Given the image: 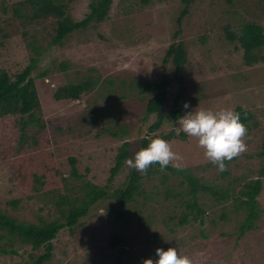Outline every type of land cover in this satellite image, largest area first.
Here are the masks:
<instances>
[{"label": "rangeland", "instance_id": "rangeland-1", "mask_svg": "<svg viewBox=\"0 0 264 264\" xmlns=\"http://www.w3.org/2000/svg\"><path fill=\"white\" fill-rule=\"evenodd\" d=\"M89 2L75 0L72 3L76 19L87 15ZM29 5L28 0H0V42L4 39V32L9 34L4 44L0 43V68L12 72L24 69L33 51L28 42L33 35L41 41L47 34L44 25H24L25 20L14 15L16 8L27 11ZM181 7L182 0H152L149 4L141 0H114L109 17L98 27L78 31L66 40L64 46L49 48L41 54L34 76L62 59L70 60L72 68L67 73L56 74V79H37L43 115L49 120L45 133L49 140L40 138L41 145L36 148H18L20 132L16 117L0 118V208L19 221L39 222L41 216L47 220L57 216L51 197L54 196L53 190L62 189V185L55 187L49 183L39 191L29 182L22 183L20 158L24 155L46 149V153H52L54 158L45 166L56 164L65 173L72 170L70 158L74 156L80 171H88L103 185L108 184L124 141H129L133 157L143 147L144 138L166 135L171 131H175L176 137L169 143L182 157L180 168L189 169L206 183L230 186L234 191L231 201L218 203L210 193L201 195L200 203L207 211L203 215L204 221L192 220L190 224L175 227L174 232L173 222L167 224L162 219V208L157 209L164 207L162 202L165 201L158 202L160 197H155L149 202L152 209L156 208L152 223L148 222L146 213L132 206L130 221L126 230L120 233L125 239L124 244L112 247V217L107 209L112 198H107L92 207L90 216L81 220L84 224L75 234L68 229L59 234L55 240L54 257L45 264H119L116 251L122 248L125 249L120 258L124 264H143L144 259H155L157 248L168 247H176L178 254L189 256L193 264H264V210L256 221L257 230L240 235L246 211H238L234 202L235 192L238 195L242 189L244 177L256 179L264 167V157L259 154L264 138V62L247 66L243 49L236 48L238 42L227 39L224 31L227 23H232L235 31L248 21L264 25V0H233L232 3L196 0L190 14L179 25L177 17ZM23 30L30 33L27 38ZM173 42H183L188 53L185 86L187 102L192 107L235 111L241 106L251 110L257 118L256 126L247 130L243 138L246 150L226 160L223 171L205 156L196 138L177 132L178 125H174L177 120L167 119L160 129L152 132L149 127L157 121V115L146 117L151 94L146 93L143 100L140 91L130 84L135 80L160 81L167 75L171 78L169 93L172 102L181 85L172 76L174 65L163 59ZM92 66H96L102 81L115 80L113 86L103 82L101 87L100 83L80 101L54 99L52 93L57 83L75 82L78 77L89 74ZM122 82L125 84L121 85ZM122 90L129 95L120 98ZM185 111L182 108V116ZM91 114L93 117L89 118ZM54 125L63 129H54ZM112 129L118 131L124 140L113 136ZM225 171L227 173L223 174ZM130 172L131 167L125 164L114 177L111 188L122 185ZM168 173L163 170L145 177V188L154 192L160 184L163 189L170 185L185 189L180 184L183 178ZM262 181L263 190L258 201L260 208L264 209V177ZM11 201H16L17 205ZM225 213L227 217L224 218ZM178 216L174 222L179 221ZM154 233L158 234L157 241L150 237ZM3 245L5 242L0 241V248ZM14 246L18 249L16 253L0 252V264L31 261V255L41 252L20 242Z\"/></svg>", "mask_w": 264, "mask_h": 264}, {"label": "trees", "instance_id": "trees-1", "mask_svg": "<svg viewBox=\"0 0 264 264\" xmlns=\"http://www.w3.org/2000/svg\"><path fill=\"white\" fill-rule=\"evenodd\" d=\"M75 0H28L30 3L27 11L16 8L14 15L26 22L24 25H44L47 34L40 41L35 35L28 42L32 47V55L29 56L28 64L24 69L12 72L7 69L0 68V118L7 116L16 117L19 128L18 148L27 146L38 147L42 141L49 140L45 135L49 120L45 118L42 110V99L38 90L37 79L45 77L57 78L56 74L67 73L72 68L70 60L62 59L51 68L44 69L39 75L34 76L33 71L39 63L41 54L49 48H60L65 45L66 40L78 31H85L98 27L105 21L110 14L114 0H90L89 12L82 19H76L73 15L72 3ZM145 4L151 3L152 0H141ZM196 0H182V7L177 17L180 25L183 19L190 14L191 6ZM232 3L233 0H226ZM24 8V6H23ZM46 21H49L47 24ZM43 22V23H42ZM48 25V26H47ZM3 30V29H2ZM227 39L232 42H238L236 48L243 49V60L247 66H253L260 62H264V25L255 21H248L240 25L235 31L232 23L224 26ZM4 32V31H3ZM4 40L9 34L4 32ZM23 35L27 38L30 33L23 30ZM104 37V35H101ZM165 63L174 65L175 70L172 72L181 90L173 97L169 93L171 78L164 75L160 81L135 80L130 84L140 91L143 100L146 99L145 94H151L147 101V116L157 115V121L149 127L152 132L161 128L165 120H178L182 116V108L184 102L187 101L185 86V70L188 62V53L183 42H173L167 49L164 57ZM89 74H84L75 80H69L66 83H57L53 91V97L56 101H80L81 98L89 91L98 88L103 82L109 86H113L115 80L104 79L102 81L100 73L96 66L89 68ZM122 82L121 85H124ZM116 89H113V91ZM119 96L125 98L128 92L122 90ZM132 94V92H130ZM240 113L241 121L246 125L247 130H251L253 125L256 126L257 118L251 110L238 106L235 110ZM93 114L89 116L92 118ZM145 117V119H147ZM62 130V126L54 125V129ZM71 132L72 129L70 128ZM68 131V132H69ZM113 136H118L122 140V135L118 131L110 130ZM125 131V129H124ZM175 131L160 136L169 142L175 138ZM184 136V135H183ZM185 137V136H184ZM149 137L143 139V147H146ZM262 151L260 156L264 157V138L262 141ZM46 149L24 155L20 158L22 183H30L34 189L39 191L46 184L51 183L58 187L62 185V189L55 188L54 196L51 200L55 206L57 216L47 220L40 217L39 222L19 221L11 217L0 208V241H4L5 245L0 248V252L5 254H13L17 252L16 242L22 245H31L35 250H40L39 255H31V261H24L19 264H45L50 262L54 257V250L59 234L68 229L71 234H75L78 227L84 224L81 220L90 216L92 207L101 201L111 199L108 211L112 222V232L110 245L114 247L116 244H124L125 239L121 232L126 230V225L130 221V209L135 206L137 211L146 213L148 222L152 223V217L155 215V209L150 200L154 201L155 197H160L165 202V206H159L163 214L162 219L167 224L173 222L172 231H176L177 226L190 224L192 220L204 221L203 215L207 213L205 207L200 203V196L210 193L216 198L218 203H227L232 199L233 190L230 186L223 187L219 184H209L202 178L195 175L187 168H176L170 163L166 168L161 169L158 163L152 164L144 173L135 168H131L126 181L118 188L114 186V177L122 170L126 164V160L131 157L132 153L129 149V141H124L120 151L116 157V165L112 168L111 176L108 178V184H101L95 180V176L89 175L88 171L82 172L77 166V158H70L72 170L70 173L63 172L56 164L45 166L48 160L53 159L52 153H46ZM54 162V161H53ZM226 164V162H225ZM89 170V169H88ZM166 170L169 175L180 176L181 185L185 189H178L172 185L161 188L158 184L154 192L145 188V177L157 175ZM227 171L223 172L226 174ZM264 167L260 170V176L256 179L244 177V184L239 190L238 195L235 192V207L238 211L245 210L246 218L240 227V235L247 231L257 230V220L260 217L261 209L258 197L263 190ZM162 189V190H161ZM163 195V198L161 196ZM167 202V203H166ZM17 205L16 201H11ZM181 211V212H180ZM180 213V214H179ZM179 215V221H173ZM223 217H227L225 213ZM169 220V221H168ZM158 234L154 233L150 237L157 241ZM207 236V235H206ZM209 238V236L207 237ZM10 245V247H7ZM125 249V248H124ZM117 250L119 264H124L121 257V251ZM114 252V251H113ZM115 253V252H114ZM116 254V253H115Z\"/></svg>", "mask_w": 264, "mask_h": 264}, {"label": "clouds", "instance_id": "clouds-1", "mask_svg": "<svg viewBox=\"0 0 264 264\" xmlns=\"http://www.w3.org/2000/svg\"><path fill=\"white\" fill-rule=\"evenodd\" d=\"M186 110L179 116L174 125H178L177 132L182 131L189 137L196 138L198 145L204 149L205 156L223 171L225 161L231 160L246 150L244 137L247 133L246 125L241 121L240 113L232 109H212L192 107L189 102H184ZM182 157L172 150L168 140L160 136L149 137L146 147H141L133 157L126 160L131 168L144 173L148 168L158 163L161 169L170 163L179 168ZM175 162V163H173ZM143 264H193L187 255H180L176 247L157 248L155 259L149 257Z\"/></svg>", "mask_w": 264, "mask_h": 264}]
</instances>
